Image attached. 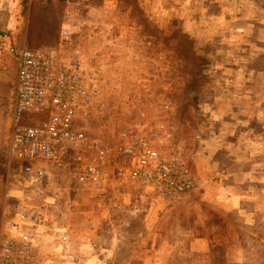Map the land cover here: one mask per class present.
Instances as JSON below:
<instances>
[{
    "label": "rangeland",
    "instance_id": "rangeland-1",
    "mask_svg": "<svg viewBox=\"0 0 264 264\" xmlns=\"http://www.w3.org/2000/svg\"><path fill=\"white\" fill-rule=\"evenodd\" d=\"M75 1L89 9L73 21L66 11ZM5 17L12 22L8 31L17 40L25 37L34 50L57 47L64 29H77V40L85 30L104 40L107 76L80 129L91 139L111 141L120 130L141 124L142 114L153 125L169 114L196 182L187 204L128 199L83 200L76 206L63 200L76 188L71 174L49 180L47 195L58 192L51 201L72 206L62 222L89 229L96 241L97 252L85 259L93 264H264V239L253 233L264 236V231L248 225L245 215L254 219L264 213V203H257L264 200V187L251 190L252 196L231 186L227 176L228 167L259 152L252 137L238 139L253 127L250 120L258 121L259 140L264 136V0H0V22ZM16 78L10 64L0 73V222L5 205L31 201L19 200L21 187L7 178ZM163 106L171 111L162 112ZM239 116L249 122L241 130L227 123ZM79 156L85 160L84 153ZM259 158L254 166L264 175V154ZM238 207L244 214L236 218ZM152 233L165 236L154 250L147 249ZM80 247L74 244L72 260L82 255ZM240 256L244 261L237 263Z\"/></svg>",
    "mask_w": 264,
    "mask_h": 264
},
{
    "label": "built area",
    "instance_id": "built-area-1",
    "mask_svg": "<svg viewBox=\"0 0 264 264\" xmlns=\"http://www.w3.org/2000/svg\"><path fill=\"white\" fill-rule=\"evenodd\" d=\"M67 6L73 21L89 9L83 1ZM76 30L64 29L59 45L50 50H31L25 37L18 42L14 32L0 31V73L10 64L17 75L7 176L21 187L19 200H31L3 208L0 264H93L85 259L97 252L90 230L62 222L71 203L56 205L51 200L58 192L52 198L45 191L47 182L61 175L71 174L76 184L63 199L76 206L100 200L112 176L152 204L165 206L183 202L196 187L185 152L175 141L171 115L153 125L142 114L141 124L138 120V125L120 130L111 141L91 139L80 129L106 77L108 54L104 40L90 30L77 40ZM87 39H95L90 47ZM160 109L171 111L169 106ZM76 243L82 255L72 260Z\"/></svg>",
    "mask_w": 264,
    "mask_h": 264
},
{
    "label": "crops",
    "instance_id": "crops-1",
    "mask_svg": "<svg viewBox=\"0 0 264 264\" xmlns=\"http://www.w3.org/2000/svg\"><path fill=\"white\" fill-rule=\"evenodd\" d=\"M1 20H3L4 22L3 23H2V21L0 22V31H7V30H9L7 28L12 23L10 21V19H8V18L5 17V19L3 18ZM86 41H88L87 44L90 45V44H92L95 41V39H90V40L87 39ZM106 54H107V52H106ZM115 59L117 61L119 59H121V61H122V60H126L128 58H126V55H125L123 58L120 57L119 59L118 58H115ZM106 76H107V74H106ZM249 122L251 123V125H249ZM249 122H247L245 124H248L249 126H253V127L248 128L249 132L247 133V136L246 137H243V136L240 137L239 136L238 139L240 140V143H242V142L245 141V139L248 138V140H249L250 137H252L253 140L255 139L256 140L255 142L258 143V146H259V150L258 151L259 152L256 153V154H253L254 156L249 160V162H245V163L244 162L243 163L240 162V164L237 163L235 166L228 167L227 176L229 178V182H230V185L231 186L242 187L243 189L248 190L252 196L253 195L255 196L256 191H251V190H256V189L262 188L264 186V175L261 173V170H260L261 168L254 166V164L257 163L260 160L259 157H263V154H264V143H263L264 142V136L261 135L263 138H262V140H259V136L257 134V130L254 127V123L256 125L258 123V121H256V119H254V121L253 120L252 121L250 120ZM227 123L228 124H231V125H236V129H238V127H240V130H241V127L242 126H245L244 120H243V118L241 119L240 116L234 122L231 121V120H229V121L227 120ZM13 126H14V110H13V113L11 115V119H10V123H9V130H8V134H9L8 135V148L6 150L7 157H8L9 143H10V139H11V136H12ZM262 126L264 127V124H262ZM236 132H237V130H236ZM236 132L232 136H235L236 135ZM262 160L264 162V159L263 158H262ZM250 164H253V165H250ZM237 165H240V166H237ZM6 166H7V169H8L9 165H6ZM251 166H253V167H251ZM76 174H77V172H76ZM238 176H241L243 178L242 182H236L237 181L236 179H237ZM7 178H8V176H7ZM10 179L11 178H8V180H10ZM105 188H106L105 195L100 200H128V199L129 200H148L147 198H143V196H141L139 194V192L135 191L129 185V183H127V182H125L123 180H117L115 178V176H112V178L108 182V185ZM128 194H130V195H128ZM189 199H190V196L187 197L184 200L183 204H187L189 202ZM255 199H257V198H255ZM234 202H235V200H231L229 202V204L231 206L232 205H235L236 202L235 203ZM253 202H254V199L250 201V203H253ZM257 203H258V205H261V204L264 203V200H257ZM227 205H228V202H227ZM242 209H243V207H238V211L236 212V218H237V216L239 214H241V215L244 214V211ZM241 212H243V213H241ZM251 213H253V212H251ZM245 215H246V217L249 218V219L246 220V222H247L248 225H250L251 223H260V224L264 225V213L255 216L254 219H253V216H251L250 213H248L246 211H245ZM162 235L163 234H161V235H155L154 233H152L151 236L153 238H152L150 244L148 245L147 249L154 250L155 248H158L160 246L159 243H164L165 236H162ZM195 235L197 236V234H195ZM161 236H162V239L159 240L158 244H153L156 241V239L160 238ZM207 248H208V246H207ZM242 251H243L242 250V247L240 246V252H242ZM233 258L234 257H232V259ZM243 261L244 260L242 259V256H240L237 263H242ZM198 262L200 263V260H198ZM232 263H235V261L232 262ZM145 264H148V262L145 263Z\"/></svg>",
    "mask_w": 264,
    "mask_h": 264
},
{
    "label": "trees",
    "instance_id": "trees-1",
    "mask_svg": "<svg viewBox=\"0 0 264 264\" xmlns=\"http://www.w3.org/2000/svg\"><path fill=\"white\" fill-rule=\"evenodd\" d=\"M49 33H50V32H48L47 34H44V36H46V37L49 36V35H50ZM18 42H22V40L19 38V39H18ZM29 48H30L31 50H34L33 48L30 47V45H29ZM55 48H56V47H55ZM33 119H34L33 117L30 118V120H31L32 123H33ZM118 163H122V161L119 160ZM263 187H264V186H263ZM251 227H255L256 231H258V232H259L260 230H261V231H264V227L261 226L260 223H255L254 226H251ZM252 232H253V230H252ZM253 233H254V236H255V237L264 239V236H263V235L260 236V234H257L255 231H254ZM244 263L246 264L247 262H244Z\"/></svg>",
    "mask_w": 264,
    "mask_h": 264
}]
</instances>
